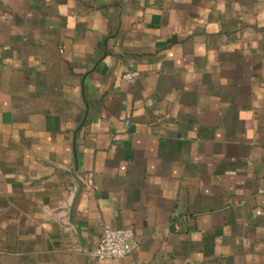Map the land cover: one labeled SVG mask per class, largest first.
I'll list each match as a JSON object with an SVG mask.
<instances>
[{
	"label": "crops",
	"instance_id": "1",
	"mask_svg": "<svg viewBox=\"0 0 264 264\" xmlns=\"http://www.w3.org/2000/svg\"><path fill=\"white\" fill-rule=\"evenodd\" d=\"M0 264H264V0H0Z\"/></svg>",
	"mask_w": 264,
	"mask_h": 264
},
{
	"label": "built area",
	"instance_id": "2",
	"mask_svg": "<svg viewBox=\"0 0 264 264\" xmlns=\"http://www.w3.org/2000/svg\"><path fill=\"white\" fill-rule=\"evenodd\" d=\"M139 76L136 71H127L123 80L134 82ZM140 242L135 239V233L128 228H113L104 225L98 242L91 251V255L97 260L123 259L134 253Z\"/></svg>",
	"mask_w": 264,
	"mask_h": 264
}]
</instances>
